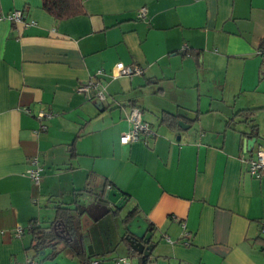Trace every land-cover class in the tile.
Here are the masks:
<instances>
[{"label":"crops","instance_id":"0c3cea01","mask_svg":"<svg viewBox=\"0 0 264 264\" xmlns=\"http://www.w3.org/2000/svg\"><path fill=\"white\" fill-rule=\"evenodd\" d=\"M81 1L57 20L41 0H0V13L24 17L0 19V264H142L119 241L122 211L84 220L91 252L81 234L79 252L60 243L33 255L30 220L48 228L66 205L79 227L76 204L108 185L154 231L145 264H264V171L251 175L246 160L264 147V0ZM116 62L143 74L113 78ZM93 77L100 104L76 90ZM131 106L152 133L121 144Z\"/></svg>","mask_w":264,"mask_h":264},{"label":"built area","instance_id":"2783aa9c","mask_svg":"<svg viewBox=\"0 0 264 264\" xmlns=\"http://www.w3.org/2000/svg\"><path fill=\"white\" fill-rule=\"evenodd\" d=\"M146 7H141L138 10V17L142 18L145 16ZM6 18L12 23L23 22L24 17L22 10L14 9L6 14L0 13V19ZM185 49L183 46L182 50ZM258 54L264 57V49L261 48L258 51ZM143 74L142 66L138 64H125L123 62H116L111 70L110 76L115 78L119 76H132ZM78 93L87 94L90 99H96L99 101H104L106 99V94L104 92V86L101 83V80L93 77L88 80L80 83L76 88ZM51 114L39 112L37 118L42 119L44 117H50ZM129 128L127 131L123 132L120 135V143L128 144L138 140L141 135H150L152 133L151 127L148 122L144 121L142 118L141 108L138 106H131L128 113ZM45 128V125L41 126ZM248 170L251 175L259 177L264 171V147L260 146L253 155L249 156L247 159ZM28 175L35 181L38 182L40 179V166L37 159L34 157L31 161V166L27 170ZM110 187V185H108ZM18 233L22 231L21 227H17ZM122 261H125V257H120L116 259V263L120 264ZM103 257H92L87 264H104ZM14 264H40L35 259H28L25 262H15Z\"/></svg>","mask_w":264,"mask_h":264},{"label":"water","instance_id":"95a60500","mask_svg":"<svg viewBox=\"0 0 264 264\" xmlns=\"http://www.w3.org/2000/svg\"><path fill=\"white\" fill-rule=\"evenodd\" d=\"M97 103H101L99 100H96ZM178 115L187 118L190 120L194 119V113L185 108L178 109ZM178 124L180 127L187 128L189 124H186L183 120H179ZM256 142V138H251L247 140V145L253 146ZM101 204L103 209L98 213L94 214L93 209H96L97 202ZM126 196L117 188H106L98 195H85L82 201H79L76 204V209L78 214H80V220L83 223L84 220H88L90 223L98 221L105 213L115 210H119V214L124 208L126 203ZM115 207V208H113ZM130 209L125 210L121 214V221L124 224V230L119 235V241L125 244L127 247L135 250L137 253L142 255L148 254L155 245V241L152 240L154 236V231L149 227V222L144 219L142 215L136 213L130 219L125 221L129 214ZM56 223H53L51 227L45 228L44 230H55ZM84 228V226H83ZM56 231V230H55ZM69 231L66 229L64 231L63 237L67 235ZM71 238V236H69ZM44 251L42 250L41 253ZM89 252H91V245L89 246Z\"/></svg>","mask_w":264,"mask_h":264},{"label":"trees","instance_id":"16d2710c","mask_svg":"<svg viewBox=\"0 0 264 264\" xmlns=\"http://www.w3.org/2000/svg\"><path fill=\"white\" fill-rule=\"evenodd\" d=\"M43 9L52 15L55 19H64L68 17L75 16L79 13L83 12V6L81 0H41ZM163 118H170V115H164ZM255 125L252 126L255 131ZM87 194V193H85ZM71 208L66 205H58L57 206V215L54 220L50 223L49 227L52 226L53 223L62 226L67 229L69 232L66 237L68 240H65L59 233H57L54 229L52 230H44L42 225L38 224L36 219L30 220V230L33 234V242L31 243V248L33 250V255H39L41 250H44L47 247H50L52 250H55L59 247V244L69 246L74 252H79L80 247L82 246V237L81 234L74 235L73 228L76 227L74 225V221L72 219L73 214L70 212ZM115 215L119 214V210H115L113 212ZM137 213L135 208H131L129 214L125 221L130 219L133 215ZM71 236V238L69 237ZM131 253H137L135 250L128 247ZM141 255V254H140ZM34 257V256H33ZM89 260L91 257L88 258ZM36 260V259H35ZM89 260H85L83 264H87ZM39 262V261H38ZM146 256L142 255V264H145Z\"/></svg>","mask_w":264,"mask_h":264},{"label":"rangeland","instance_id":"374dc122","mask_svg":"<svg viewBox=\"0 0 264 264\" xmlns=\"http://www.w3.org/2000/svg\"><path fill=\"white\" fill-rule=\"evenodd\" d=\"M125 209H126V206H124L122 212H124ZM109 213L112 214L111 211H110ZM108 217H110V216H108ZM111 219H112V218H111ZM113 219H114V218H113ZM93 223H97L95 226L100 225V222H98V221H95V222H93ZM44 229H45V228H44ZM90 233H91V232H90V228H89V226H88L87 228H83V223L81 222V220H80V223H79V227H78V224H77L76 227L73 228V234H74V235L82 234V235H84L85 239L88 238V239H87L88 241H86V246H87V247H89L90 245L93 247L92 242H91V241L89 242V240H90ZM84 241H85V240H84ZM117 251H119V250L117 249L116 252H117ZM118 253H122V252L119 251Z\"/></svg>","mask_w":264,"mask_h":264},{"label":"flooded vegetation","instance_id":"af4514ba","mask_svg":"<svg viewBox=\"0 0 264 264\" xmlns=\"http://www.w3.org/2000/svg\"><path fill=\"white\" fill-rule=\"evenodd\" d=\"M100 200H98L97 202V206H96V209H93V213L94 214H98L102 209L103 207L101 206V204L99 203ZM115 208V207H113ZM55 230L57 233H59V235H61V237H63L62 235H64V231H65V228H63L62 226L60 225H55ZM65 240H68V238L65 236L63 237Z\"/></svg>","mask_w":264,"mask_h":264}]
</instances>
